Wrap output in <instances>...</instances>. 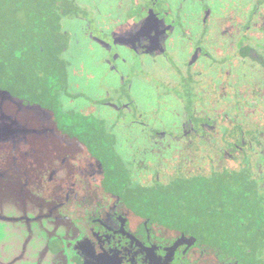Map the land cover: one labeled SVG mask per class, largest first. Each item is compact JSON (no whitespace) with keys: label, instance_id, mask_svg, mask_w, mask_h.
I'll return each mask as SVG.
<instances>
[{"label":"flooded vegetation","instance_id":"af4514ba","mask_svg":"<svg viewBox=\"0 0 264 264\" xmlns=\"http://www.w3.org/2000/svg\"><path fill=\"white\" fill-rule=\"evenodd\" d=\"M92 1L0 0V126L65 264H264V0Z\"/></svg>","mask_w":264,"mask_h":264},{"label":"water","instance_id":"95a60500","mask_svg":"<svg viewBox=\"0 0 264 264\" xmlns=\"http://www.w3.org/2000/svg\"><path fill=\"white\" fill-rule=\"evenodd\" d=\"M24 139L4 134L0 126V264H57V259L65 264L72 253L71 242L64 232L53 229L52 217L44 215L45 205L36 194L38 188L32 187L36 182L22 172ZM55 240L61 241L62 249L55 251V245H50Z\"/></svg>","mask_w":264,"mask_h":264},{"label":"rangeland","instance_id":"374dc122","mask_svg":"<svg viewBox=\"0 0 264 264\" xmlns=\"http://www.w3.org/2000/svg\"><path fill=\"white\" fill-rule=\"evenodd\" d=\"M79 5L82 6H89L90 4H94L92 0H76ZM64 27L66 30H68L71 34H78V26L75 24H69L67 22H64ZM76 34V35H77ZM86 42L81 38L80 35H77L76 38L72 37L71 43H70V49H69V56H67V59L69 62H71L72 67H78V63H81L82 66L85 69H88L92 72V74L96 77V75L99 77L101 76V73L103 72L101 69H97V64L95 63L97 59L99 58L100 52L96 49H87ZM81 51V52H80ZM96 73V75H95ZM72 78V77H71ZM102 79V77H101ZM75 83H80L75 78L72 79ZM81 85V84H80ZM101 82L100 80H96L95 84H92V88L89 91H84L89 96L94 95L98 90L101 89ZM115 87V85L111 86ZM98 93V92H97ZM140 93V92H139ZM138 93V94H139ZM141 104H144L142 102ZM119 154H123V151L121 149H117Z\"/></svg>","mask_w":264,"mask_h":264}]
</instances>
